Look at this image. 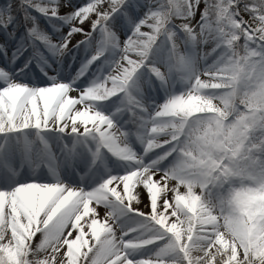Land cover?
I'll use <instances>...</instances> for the list:
<instances>
[{"label":"snow or ice","instance_id":"6c2138e0","mask_svg":"<svg viewBox=\"0 0 264 264\" xmlns=\"http://www.w3.org/2000/svg\"><path fill=\"white\" fill-rule=\"evenodd\" d=\"M0 264H264V0H0Z\"/></svg>","mask_w":264,"mask_h":264}]
</instances>
